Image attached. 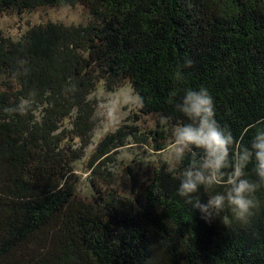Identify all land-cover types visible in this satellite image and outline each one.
Returning <instances> with one entry per match:
<instances>
[{"label": "trees", "instance_id": "1", "mask_svg": "<svg viewBox=\"0 0 264 264\" xmlns=\"http://www.w3.org/2000/svg\"><path fill=\"white\" fill-rule=\"evenodd\" d=\"M76 5L84 23L27 21L17 37L0 30V108L32 90L39 101L27 116L0 112V264H264V189L249 221L226 227L185 202L162 157L120 173L107 156L86 195L73 182L99 87L128 84L144 107L99 143L90 165L118 144L165 151L159 117L184 119L168 100L177 71L184 86L209 89L217 121L247 143L244 129L264 120V0H0V17ZM21 59L29 73L16 78Z\"/></svg>", "mask_w": 264, "mask_h": 264}, {"label": "clouds", "instance_id": "2", "mask_svg": "<svg viewBox=\"0 0 264 264\" xmlns=\"http://www.w3.org/2000/svg\"><path fill=\"white\" fill-rule=\"evenodd\" d=\"M186 63L191 66L192 62ZM28 73L27 61L18 60L12 75L19 78ZM173 79L177 87L169 92L168 100L184 119L173 123L161 115L159 125L169 134L164 155L168 171L178 180V194L198 209L206 222L219 217L226 227L233 219L247 223L260 207L257 193L264 189V120L244 129V135L251 132L250 140L245 143L217 121L214 98L207 87L184 86L181 71L175 72ZM74 90L75 85L65 88L69 92ZM96 99L99 109L96 115H107L110 111L115 120V109L108 99ZM38 103V93L32 90L12 105L0 108V112L27 116ZM123 103L130 110L144 107L143 97L134 90L126 93ZM186 159L188 163L184 165ZM249 165L255 179L249 178ZM201 190L207 193L204 199L199 195Z\"/></svg>", "mask_w": 264, "mask_h": 264}, {"label": "rangeland", "instance_id": "3", "mask_svg": "<svg viewBox=\"0 0 264 264\" xmlns=\"http://www.w3.org/2000/svg\"><path fill=\"white\" fill-rule=\"evenodd\" d=\"M41 19H50L51 21L64 23L66 25H77L87 21V15L85 10L79 5L49 7L43 11L25 14L21 19L16 15L1 16L0 30L3 31V34L17 37L18 34L26 28L28 23H37ZM130 90L132 89L128 84H124L112 92H107L102 87H99L90 95V98L95 99L97 97L107 98L112 108L115 109L116 118L113 120L110 111L107 115H96L99 110L97 101L92 134L80 145L82 147L80 157L73 162V182L77 193L80 195L88 194L90 186L88 179L91 172H93L94 168L100 163V161L107 156L111 155L116 160L117 164L114 165V167L117 168L120 173L126 166H135L132 160H154L158 157L165 159V151H161L157 154L158 151L147 145L137 147V144H134L136 146H133L132 144L124 143L123 145L118 144L117 146H113L108 153L102 156L99 160H95V163L90 165L99 143H101L107 135L115 133L122 124L131 123L129 119L132 118L136 109L130 110L129 106L123 103L124 96ZM129 140H131L130 136ZM78 145L79 141H76L75 146Z\"/></svg>", "mask_w": 264, "mask_h": 264}]
</instances>
